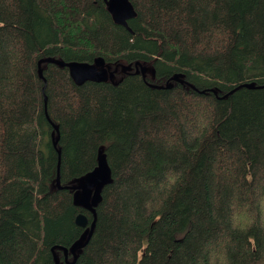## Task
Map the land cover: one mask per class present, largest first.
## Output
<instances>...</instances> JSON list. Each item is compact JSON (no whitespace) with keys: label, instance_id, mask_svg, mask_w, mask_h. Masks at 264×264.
I'll return each instance as SVG.
<instances>
[{"label":"trees","instance_id":"trees-1","mask_svg":"<svg viewBox=\"0 0 264 264\" xmlns=\"http://www.w3.org/2000/svg\"><path fill=\"white\" fill-rule=\"evenodd\" d=\"M130 1L126 28L103 0H0V264H264V0Z\"/></svg>","mask_w":264,"mask_h":264},{"label":"water","instance_id":"water-1","mask_svg":"<svg viewBox=\"0 0 264 264\" xmlns=\"http://www.w3.org/2000/svg\"><path fill=\"white\" fill-rule=\"evenodd\" d=\"M107 11L110 13L115 24L128 28V21L136 16V10L130 0H103ZM42 62L54 63L61 67H67L71 79L77 85H82L87 81L93 82H103L107 80H112L115 76L116 69L113 71L105 64V61L102 57H97L93 63L80 62V61H70L65 62L59 59H54L51 57L43 58L39 60L38 72L41 74L40 64ZM141 66L139 62L135 63V74H138L140 71L142 76L145 73V67ZM140 68V69H138ZM131 66H121V70L130 71ZM181 74H176L173 76V80H180ZM182 82V81H181ZM247 87H253L252 83L247 84ZM166 88L172 87V83H167ZM57 140V139H56ZM56 140H54V146H56ZM110 181V168L106 160L104 153L100 152L97 157V166L87 173L81 180L80 183L74 187V202L77 205H81L94 213V207L100 201L101 196L100 192L104 185ZM57 185H59L57 181ZM75 222L78 226L86 228L88 225V218L80 213L76 216ZM94 223L90 225V228L85 230L81 236V239L74 243L70 249H64L65 256L70 252L75 261L76 251L82 248L88 241ZM56 264H59L56 261Z\"/></svg>","mask_w":264,"mask_h":264},{"label":"rangeland","instance_id":"rangeland-1","mask_svg":"<svg viewBox=\"0 0 264 264\" xmlns=\"http://www.w3.org/2000/svg\"><path fill=\"white\" fill-rule=\"evenodd\" d=\"M88 63V62H87ZM122 66H128V65H122ZM144 68V67H143ZM147 68H145V70H146ZM124 71V70H123ZM153 73V72H152ZM262 207H264V202H263V205H262ZM264 209V208H263Z\"/></svg>","mask_w":264,"mask_h":264},{"label":"bare ground","instance_id":"bare-ground-1","mask_svg":"<svg viewBox=\"0 0 264 264\" xmlns=\"http://www.w3.org/2000/svg\"><path fill=\"white\" fill-rule=\"evenodd\" d=\"M127 72V71H126ZM80 183V182H79Z\"/></svg>","mask_w":264,"mask_h":264}]
</instances>
